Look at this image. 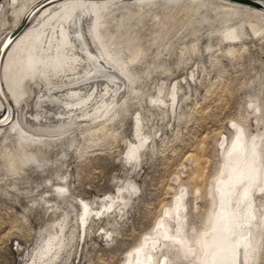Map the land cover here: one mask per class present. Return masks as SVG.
Instances as JSON below:
<instances>
[{
  "label": "rangeland",
  "instance_id": "1",
  "mask_svg": "<svg viewBox=\"0 0 264 264\" xmlns=\"http://www.w3.org/2000/svg\"><path fill=\"white\" fill-rule=\"evenodd\" d=\"M180 1L177 9L157 6L148 16L130 21L129 38L142 46L148 71L141 62L127 65L137 88L121 92L117 102L122 97L125 102L107 122L106 135L98 131L90 137L76 129L27 146L5 127L9 121L0 129V153L6 147L19 154L21 146L27 156L19 175L6 173L0 156V264L29 263L37 247L45 244L47 232L58 231L67 204L44 203L46 187L57 198L94 202L93 209L101 211L105 195L115 196L112 209L93 212L83 227H76L71 246L64 249L69 252L63 250L57 264H122L181 191L185 230L194 236L205 226L215 203L213 179L237 126L247 140L253 136L259 140V161L264 164V22L262 34L243 35L229 43L221 33L220 8L242 6L207 0L209 9H199L202 15L194 20L192 0ZM124 3L114 7L116 18L133 13L130 3L123 8ZM22 6V0H0V47L14 35L8 33ZM240 24L234 19L230 26ZM229 46L235 53L226 52ZM157 97L164 99L163 104L155 101ZM27 101L25 116L30 97ZM137 116L140 132L149 138L127 157L130 143L138 140ZM51 179L63 181L67 192L60 194L49 186ZM255 199L264 213V195L256 194ZM173 214L163 215L170 231L176 229ZM71 222L72 218L67 220L66 227ZM259 242L253 264H264V225ZM174 262L187 263L184 258Z\"/></svg>",
  "mask_w": 264,
  "mask_h": 264
},
{
  "label": "bare ground",
  "instance_id": "2",
  "mask_svg": "<svg viewBox=\"0 0 264 264\" xmlns=\"http://www.w3.org/2000/svg\"><path fill=\"white\" fill-rule=\"evenodd\" d=\"M22 1L24 6L8 33L14 35L0 47V112L4 110L6 100L11 109L9 122L6 126L5 123L0 124V129L7 127L18 134L20 140L27 141V146L70 135L76 129L78 133L89 136L98 131L107 133V122L117 112V107L123 105L124 97L120 103L117 102L121 92L130 93L137 88L135 75L128 71L127 65L141 62L144 71H148L142 46L129 38L130 21L148 16L157 6L161 8L166 4L177 9L181 2ZM221 1L242 6L239 10L225 6L220 8L219 21L225 41L235 43L243 35L255 37L262 34L263 1ZM122 2L130 3L134 11L130 15L119 13V18H116L114 7ZM125 3L121 5L123 8L128 7ZM210 4L207 0H192L194 20L202 15L199 9H209ZM26 17L28 20L23 24ZM234 19L240 20L241 24L231 28L230 23ZM192 47L197 49L195 44ZM234 51L236 49L232 46L226 50L228 53ZM175 93L173 90L172 99ZM28 97L31 108L25 116ZM163 100L155 99L161 104ZM139 121L137 116L135 137L138 140L137 143H130L127 157L134 156L149 138L140 132ZM258 141L255 136L247 140L242 128L236 127L214 176L211 186L214 208H211L202 229L194 236L185 230L186 207L184 192L181 191L163 213L164 216L174 213L171 218L176 229L170 231L162 215L152 233L126 254L122 264H175L174 261L181 258L187 261L186 264H253L261 245L260 227L264 225L262 207H258L255 199L256 194L264 195V164L259 161ZM18 151L19 154H13L6 147L1 150L6 173L19 175L23 170L27 162L26 152L21 146H18ZM48 184L60 194L67 192L63 181L51 179ZM10 186L14 189L13 182ZM43 190L49 192L43 198L44 203L63 201L67 206L61 207L64 217L57 223L58 231L47 232L45 244L37 247L27 264H57L62 251L72 243L76 227H83L93 212L100 214L115 206V196L111 195H105L101 200V207L104 208L101 211L93 209L94 202L57 198L56 192H51L50 188ZM121 199L124 197L121 196ZM71 218L74 224L66 227L67 220ZM64 263L67 264L66 261Z\"/></svg>",
  "mask_w": 264,
  "mask_h": 264
},
{
  "label": "water",
  "instance_id": "3",
  "mask_svg": "<svg viewBox=\"0 0 264 264\" xmlns=\"http://www.w3.org/2000/svg\"><path fill=\"white\" fill-rule=\"evenodd\" d=\"M240 1L251 2V0H240ZM9 35L11 36L12 34L10 33ZM6 40H8V38ZM10 114H11L10 104L6 100L4 110L0 113V124L6 123L9 120Z\"/></svg>",
  "mask_w": 264,
  "mask_h": 264
}]
</instances>
